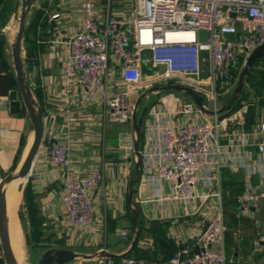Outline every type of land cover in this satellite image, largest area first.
<instances>
[{
    "label": "built area",
    "instance_id": "2783aa9c",
    "mask_svg": "<svg viewBox=\"0 0 264 264\" xmlns=\"http://www.w3.org/2000/svg\"><path fill=\"white\" fill-rule=\"evenodd\" d=\"M67 3L78 14L76 26L74 29L66 26L64 15L55 11L49 16L51 26L44 29L48 37L45 43L61 50V80L75 87L84 109L102 108L109 122L125 125L131 123L137 112L130 94L154 90L152 94L156 95L158 91L153 86L161 82H176L188 97L186 91L210 97V110L204 104L197 109L186 97L175 98L174 102L181 103L182 117L178 122L169 113H154L158 121L148 131L156 144L142 154L145 176L162 201L184 206L192 203L198 197L197 188L212 189L219 182V170L234 146L248 145V140L237 132L232 134L233 143L227 145L228 150L220 145V128L227 120L219 119L216 99L223 93L219 83L229 88L235 72L247 67L252 52L264 45V0H67ZM123 5L129 6V10L116 15L111 12L112 7ZM200 33H206V39H200ZM145 67L163 71L144 77ZM41 82L45 84L46 77ZM119 89L122 90L118 92ZM7 102L6 98H0V105ZM51 103L52 99L48 101ZM247 111L248 107L243 105L237 115L243 117ZM202 112L210 113L207 120L194 119ZM63 117L69 127L77 124L70 111H64ZM161 117L165 120L161 121ZM258 131L264 134V123ZM43 144L45 160L59 171L62 179L61 202L68 226L79 233L90 231L96 222L90 193L101 179L100 171L93 169L82 178L73 169L71 142H62L54 132L46 136L43 133ZM256 149L264 158V138L256 143ZM251 173L258 174L260 183L237 196V216L251 217V208L264 199V161ZM163 183L168 186L167 195L161 191ZM207 197L200 193L203 200ZM202 230L165 262L128 257L104 258L101 264H224L225 227L220 207Z\"/></svg>",
    "mask_w": 264,
    "mask_h": 264
},
{
    "label": "crops",
    "instance_id": "0c3cea01",
    "mask_svg": "<svg viewBox=\"0 0 264 264\" xmlns=\"http://www.w3.org/2000/svg\"><path fill=\"white\" fill-rule=\"evenodd\" d=\"M16 3L17 0H13L12 16L0 29V98H6L7 101L12 92L18 91L10 52L17 34L13 37V30L7 27L16 15ZM67 4V0H36L38 6L32 19L43 11L45 21L36 33L40 37L37 38L33 32L28 36L32 50L28 59L23 37L26 71L24 73L23 69V73L28 87H31L30 93L35 106L42 114L44 135L54 132L62 142H71L73 169L82 178L88 176L93 169L100 171L101 179L90 193L95 204L96 222L88 232L79 233L70 229L61 202L62 179L59 171L45 160L43 144L26 176V185L29 184L33 198L34 218H30L24 206L23 191L26 185L18 207L19 210L23 206L27 216V234L24 239L33 247H47L44 248L45 254L46 251L55 253L56 250H66L78 255L67 264H101L104 258L119 260L128 257L165 262L183 244L190 243L202 233L206 221L219 207L222 211L221 186L224 181L239 194L259 186L258 174L251 171L255 170L259 162L264 161L256 149V143L264 138V134L258 131L259 125L264 123V100L253 102L252 119L247 118L248 111L246 115L239 117V108L232 110L233 101L223 105L217 103L219 119L227 120L220 128V145L228 150L227 145L233 143L232 134L236 132L248 140V145H233L234 148L219 170V182L212 189L197 188L198 197L192 203L184 206L170 200L162 201L145 176L146 165L142 154L150 151L156 144L153 134L148 131L158 121L153 114L169 113L178 122L182 117L179 115L181 108L175 106L170 109L163 104H152L140 117L135 116L131 123L125 125L109 122L102 108L84 109L75 87L72 84L66 85L61 80V50L45 43L48 37L44 34V29L51 26V23L48 24L49 16L55 11L64 15L66 26L73 29L76 26L78 14ZM29 24L25 22V30ZM22 55L23 51L21 58ZM145 69L144 77H147L149 75ZM8 76L11 77L8 86L10 93L4 96L2 84ZM42 77H46L45 84L41 82ZM183 95L186 97L184 93ZM143 97L147 100L148 93ZM186 98L191 99L188 96ZM51 99L54 103L48 104ZM191 101L193 102L192 99ZM8 104L9 101L0 105V182L22 165L24 151L31 136L32 124L26 111L25 115H21V112L13 115ZM64 111L75 115L77 124L69 127L63 117ZM209 116L210 113L202 112L198 119H194L203 121ZM160 120L164 121L165 118L161 117ZM22 137L25 138L23 146L20 143ZM230 163L233 167H230ZM161 191L165 195L169 192L165 183L162 184ZM200 193L208 195L207 199L200 198ZM223 210L224 263L264 264V199L251 208V217L237 216L236 203L231 207L225 206ZM18 214L17 211V216ZM18 218L20 222V216ZM20 227L22 232L21 222ZM0 264H6L1 246Z\"/></svg>",
    "mask_w": 264,
    "mask_h": 264
},
{
    "label": "rangeland",
    "instance_id": "374dc122",
    "mask_svg": "<svg viewBox=\"0 0 264 264\" xmlns=\"http://www.w3.org/2000/svg\"><path fill=\"white\" fill-rule=\"evenodd\" d=\"M44 1V0H42ZM48 1V0H46ZM36 0L32 3L26 23L27 25L30 23L32 19V15L35 14L34 11L36 10ZM129 10V6L123 5L122 7H112L111 12L113 14H122L123 12H126ZM18 11V12H17ZM16 11V15L14 18H12V21L7 27H10L11 30H13V34H17V28H18V23L20 19V11H21V4L19 5L18 9ZM6 32V30H5ZM7 33V32H6ZM207 34L206 33H200V39L204 40L206 39ZM13 41V40H12ZM24 49V44L22 45V62H23V68L24 73L25 71V65H24V59H25V51ZM10 52L12 54V51L10 49ZM145 72L147 75H158L160 74L163 69L158 68V69H150L147 71V67H145ZM245 68H239L238 71L235 72L234 78L228 88L227 84L224 83H219L220 90L223 91L220 97L216 99L218 101L219 105L224 104H229L230 102H234L233 104V111L235 109L240 108L242 105H252L253 102L257 101H263L264 100V60L258 62L256 65H252L245 73L244 70ZM25 75V74H24ZM248 75H251L248 77ZM206 75H202V77H205ZM24 83H26V79H24ZM173 87V86H179L176 82H168V83H159L158 85H154L153 89H156L158 91V95H153L152 93L154 90L147 92L148 93V99L146 100L143 95L146 93L145 90L142 91H135L130 94V101L134 105H137V112L136 116L140 117L141 113L146 109L150 107L152 104H163L166 108L172 109V107H179L181 108V103H175L174 98H183L184 95L181 90L177 91L174 89H166V87ZM227 89V90H226ZM30 92L31 87L29 88ZM122 89H119L118 92H120ZM201 101L202 104L206 105L207 108H211V101L210 97L206 94L203 93H198L197 94ZM186 96V95H185ZM143 97V98H142ZM187 97V96H186ZM190 101V99L188 98ZM197 109H200L199 107L196 106ZM196 109V111H197ZM31 136L28 141L29 145L31 144V141L33 139V131H32V126H31ZM28 149H25L23 159L27 153ZM25 181L20 182L19 188L14 191L13 188L9 190L7 198H8V203H7V235L9 236V244H10V249L11 253L13 254L14 260L17 261L18 264H42V259L45 255V250L44 248L47 247H33L31 245H28L29 242H26L24 239V235L27 234L26 228H27V216L26 212L23 206H21L18 210V207L21 202V193L23 188L26 185L27 179L24 178ZM17 195V196H16ZM17 211L19 213L20 217V222L22 226V232H21V227H20V222L19 218L17 216ZM19 230H17V229ZM20 228V229H19ZM16 232V233H14ZM19 234V236L17 235ZM20 237V238H19ZM22 238V239H21ZM18 240V242L16 240ZM21 240V241H20ZM29 241V240H28ZM47 252V251H46ZM21 262V263H20Z\"/></svg>",
    "mask_w": 264,
    "mask_h": 264
},
{
    "label": "water",
    "instance_id": "95a60500",
    "mask_svg": "<svg viewBox=\"0 0 264 264\" xmlns=\"http://www.w3.org/2000/svg\"><path fill=\"white\" fill-rule=\"evenodd\" d=\"M35 0H17L16 9H18L21 4L20 11V19L17 28V35L15 37L14 43L12 44V63L13 69H15L16 73V82L18 91L12 92L8 96L11 114H19L21 112L22 107H24L30 124H32L33 129V139L30 149L23 160L22 165L17 169L15 173H12L2 179L0 182V246L1 252L4 257V261L6 264H16L14 257L10 250L9 244V236L7 235V219L6 215V198L5 194L2 191V186L7 185L10 182L14 181L16 178L21 176H27L31 171V168L34 163V158L39 152L42 145V137L44 133V124L42 121V114L35 106V101L33 96L30 93L29 87L24 83V73L22 69V58H21V48L23 37L25 34V22L27 19V13ZM264 56V45L258 47L256 50L252 52V55L249 57L247 63L248 66L244 70L245 73L250 67H252L253 62L260 57ZM166 89H174L184 91V88L181 86H173L166 87ZM189 97L195 102L196 106L202 108V101L200 97L192 91H186ZM20 96V99H18ZM37 109V110H36ZM78 255L68 252L66 250H56L55 253L46 252L42 259V264H67Z\"/></svg>",
    "mask_w": 264,
    "mask_h": 264
},
{
    "label": "trees",
    "instance_id": "16d2710c",
    "mask_svg": "<svg viewBox=\"0 0 264 264\" xmlns=\"http://www.w3.org/2000/svg\"><path fill=\"white\" fill-rule=\"evenodd\" d=\"M12 2L13 0H0V29L3 28L6 23L8 22L9 18L12 16V12H13V6H12ZM45 21V13L43 11L38 12V14H36V16L30 21L29 26L27 27V29L25 30V34H24V42L26 44L25 47V51H26V59H28L29 57H31L32 55V50H30V42H29V34H31V32H33L35 35L37 33V30L42 27V25L44 24ZM37 38L40 37L39 34L36 35ZM1 52V51H0ZM264 60V56L258 58L257 60H255L253 62V65L257 64L260 61ZM251 75H248V77H250ZM11 77H5L4 78V83L2 84V93L4 96L9 95V91L10 88L9 86V82H10ZM234 109V108H233ZM21 115H25V110L22 109L21 111ZM254 115V107L252 105L249 106L248 108V117L249 119H252ZM24 137L21 138V142L22 146L24 145ZM229 183L228 182H223L222 186H221V191L223 193V214H224V207L225 206H232L236 203V199L237 196L239 195V193L232 187L228 186ZM23 198H24V206L27 209L28 215L30 216V218H34V204H33V198L30 194V189H29V184L26 185V187L24 188L23 191ZM227 213V212H226ZM19 216V214H18ZM231 219H232V215H230ZM21 217V216H20ZM224 217V216H223ZM234 222V220H232ZM224 223V222H223ZM175 252L177 251L176 249L174 250ZM174 252V253H175ZM225 264V263H224Z\"/></svg>",
    "mask_w": 264,
    "mask_h": 264
},
{
    "label": "bare ground",
    "instance_id": "6f19581e",
    "mask_svg": "<svg viewBox=\"0 0 264 264\" xmlns=\"http://www.w3.org/2000/svg\"><path fill=\"white\" fill-rule=\"evenodd\" d=\"M18 12V11H17ZM37 110V109H36ZM31 144H32V141H31ZM31 144L29 145V143H28V145H27V147L25 148V149H28V151H29V149H30V146H31ZM28 151H27V153H28ZM27 153H26V155H27ZM26 155H25V157H26ZM25 157H24V159H25ZM23 159V160H24ZM24 178H26V176H21V177H18V178H16L14 181H12V182H10L9 184H7V185H3L2 186V191L4 192V194H5V198H6V215H5V217L7 216V203H8V198H7V195H8V192H9V190L10 189H12L13 188V190L14 191H16L18 188H19V184H20V182H23V181H25V179ZM17 196V195H16ZM6 219H7V217H6ZM17 229V228H16ZM20 229V228H19ZM18 230V229H17ZM19 231V230H18ZM14 233H16V232H14ZM17 235L19 236V234L17 233ZM20 238V237H19ZM22 239V238H21ZM14 240H16V239H14ZM17 242H18V240H16ZM21 241V240H20ZM19 243V242H18ZM11 250V249H10ZM13 255V254H12ZM16 261V260H15ZM21 263V262H20ZM16 264H18L17 263V261H16Z\"/></svg>",
    "mask_w": 264,
    "mask_h": 264
}]
</instances>
